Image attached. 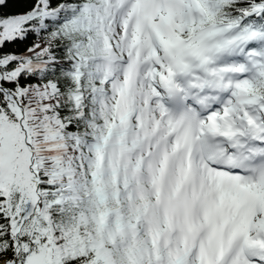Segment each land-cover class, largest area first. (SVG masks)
I'll use <instances>...</instances> for the list:
<instances>
[{"label":"snow or ice","instance_id":"1","mask_svg":"<svg viewBox=\"0 0 264 264\" xmlns=\"http://www.w3.org/2000/svg\"><path fill=\"white\" fill-rule=\"evenodd\" d=\"M0 264H264V0H0Z\"/></svg>","mask_w":264,"mask_h":264}]
</instances>
